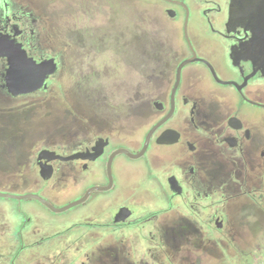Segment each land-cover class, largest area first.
Masks as SVG:
<instances>
[{
    "label": "flooded vegetation",
    "instance_id": "af4514ba",
    "mask_svg": "<svg viewBox=\"0 0 264 264\" xmlns=\"http://www.w3.org/2000/svg\"><path fill=\"white\" fill-rule=\"evenodd\" d=\"M161 1L183 27L143 36V81L110 101L90 68L46 140L27 112L62 51L44 50L42 6L0 0V264H178L188 244L216 253L263 227V38L231 0ZM13 47L55 72L12 84Z\"/></svg>",
    "mask_w": 264,
    "mask_h": 264
},
{
    "label": "rangeland",
    "instance_id": "374dc122",
    "mask_svg": "<svg viewBox=\"0 0 264 264\" xmlns=\"http://www.w3.org/2000/svg\"><path fill=\"white\" fill-rule=\"evenodd\" d=\"M29 1L43 8L44 50L53 53L62 51L61 70L53 79L49 92L32 98L38 105L27 112L29 124L44 125L43 136L46 140L53 139L51 136L59 114L66 115L63 111L68 104L61 94L75 96L79 91L77 80L80 76H90V68L95 67L99 82L104 87L103 94L110 101H116V95L123 93L126 98L136 81H143L137 71L140 70L143 75L145 65L132 62L136 56L143 57L147 42L144 37L153 29L177 27L180 30L183 27L181 18L172 20L162 13L158 6L163 4L161 0ZM136 28L141 30V35L135 37L133 33L136 34ZM84 30L87 32L83 33ZM104 33H107V37H104ZM128 42L131 45L127 46ZM91 57L95 59L94 62H90ZM83 101L81 98L77 100L78 107L84 106ZM259 215L260 226L263 227L259 230L253 224L240 227L232 239L233 246L225 247L223 243V248L213 253L188 244L189 249L186 248L177 258L178 264H238L240 260L243 262L244 256L248 257V264H264V214Z\"/></svg>",
    "mask_w": 264,
    "mask_h": 264
},
{
    "label": "water",
    "instance_id": "95a60500",
    "mask_svg": "<svg viewBox=\"0 0 264 264\" xmlns=\"http://www.w3.org/2000/svg\"><path fill=\"white\" fill-rule=\"evenodd\" d=\"M237 13L242 14L244 17H247V19L250 20L251 27L256 30V32H258V39H260L261 36L263 38V40L261 38L258 42H261V40L264 42V0H231L230 18L237 16ZM261 20L262 23L260 22ZM12 51V66L14 69L12 75V84H15L16 81L31 84V82L35 80V86L42 85L48 76L55 72L56 63L54 62L53 58L42 61L41 63H36L32 58H28V61H26V64H24L18 61L19 58L15 55L16 50L14 47ZM20 66H25V71L15 73V69ZM32 89L34 88L24 89V92L31 91ZM145 146H147V141ZM143 151L141 153H143ZM81 201L82 200H79L75 203L69 204L66 206V208L80 203Z\"/></svg>",
    "mask_w": 264,
    "mask_h": 264
}]
</instances>
